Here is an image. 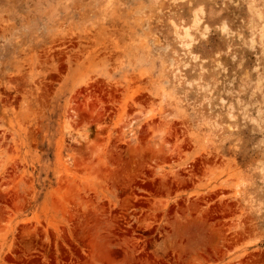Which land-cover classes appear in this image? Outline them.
Segmentation results:
<instances>
[{
  "label": "rangeland",
  "instance_id": "obj_1",
  "mask_svg": "<svg viewBox=\"0 0 264 264\" xmlns=\"http://www.w3.org/2000/svg\"><path fill=\"white\" fill-rule=\"evenodd\" d=\"M0 264H264V0H0Z\"/></svg>",
  "mask_w": 264,
  "mask_h": 264
},
{
  "label": "bare ground",
  "instance_id": "obj_2",
  "mask_svg": "<svg viewBox=\"0 0 264 264\" xmlns=\"http://www.w3.org/2000/svg\"><path fill=\"white\" fill-rule=\"evenodd\" d=\"M201 19V18H200ZM200 19L198 18V19H195V23H198L199 21H200ZM192 27V26H191ZM176 29V28H175ZM184 29V28H183ZM185 33H186V35H184V37L185 36H187V37H192V33H191V31H190V28L188 27V28H185Z\"/></svg>",
  "mask_w": 264,
  "mask_h": 264
}]
</instances>
